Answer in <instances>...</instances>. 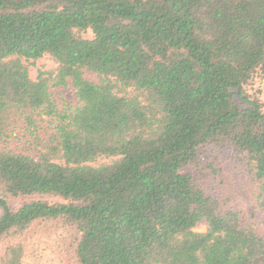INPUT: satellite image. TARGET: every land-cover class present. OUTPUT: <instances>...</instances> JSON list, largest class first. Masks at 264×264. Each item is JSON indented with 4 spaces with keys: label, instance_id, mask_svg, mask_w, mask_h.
Segmentation results:
<instances>
[{
    "label": "trees",
    "instance_id": "obj_1",
    "mask_svg": "<svg viewBox=\"0 0 264 264\" xmlns=\"http://www.w3.org/2000/svg\"><path fill=\"white\" fill-rule=\"evenodd\" d=\"M258 78L264 0H0V143L29 140L0 149V264L48 221L76 264H264ZM69 81L79 103L60 108ZM203 149L229 155L215 195L189 171Z\"/></svg>",
    "mask_w": 264,
    "mask_h": 264
},
{
    "label": "rangeland",
    "instance_id": "obj_2",
    "mask_svg": "<svg viewBox=\"0 0 264 264\" xmlns=\"http://www.w3.org/2000/svg\"><path fill=\"white\" fill-rule=\"evenodd\" d=\"M81 36L86 39H92L93 33L91 31L81 33ZM31 74L36 77L38 71L42 70H54L57 66L49 58L44 57L38 61L27 62ZM87 78L91 80H97V75L87 73ZM248 93L251 96L260 98L264 101V78H258L254 85L248 88ZM53 94L60 108H64L65 103L77 105L78 99L76 96V90L72 87L70 81L67 87L55 88ZM46 125H50V119L46 118ZM29 140L26 139L23 130H18L13 138L0 143V149L6 150H22L23 146H28ZM216 156H221V163L228 157L222 153L216 155L212 150L203 149L200 156V166L196 168H190L189 171L198 176L203 184V189L208 194L214 193V188H218L221 179L217 177L214 172V167L218 169L219 162ZM110 162V160L100 161L96 165ZM31 198L9 197L8 203L12 209H18L23 203L31 201ZM1 215V210H0ZM207 224L205 222L200 223L194 230L196 232H206ZM75 236L72 229L64 222L60 221H48L36 223L26 235V250L23 258L24 264H76L75 262Z\"/></svg>",
    "mask_w": 264,
    "mask_h": 264
}]
</instances>
